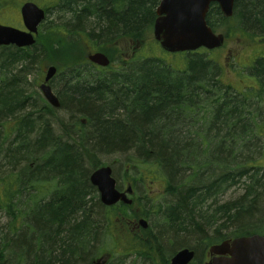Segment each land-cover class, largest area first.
<instances>
[{
    "label": "trees",
    "instance_id": "16d2710c",
    "mask_svg": "<svg viewBox=\"0 0 264 264\" xmlns=\"http://www.w3.org/2000/svg\"><path fill=\"white\" fill-rule=\"evenodd\" d=\"M52 1L49 14L58 17L49 24V49L41 41L0 47V264H91L100 238L112 258L138 254L157 264V250L164 260L191 242L195 251L250 235L244 229L264 214V57L242 69L253 85L236 89L206 51L178 54L183 69L163 56H136L161 0ZM235 13L232 29L234 17L213 4L208 24L264 42V0H236ZM120 40L136 55L116 64L107 46ZM89 47L111 66L91 65ZM45 60L66 78L57 86L59 108L44 106L36 87L28 93L32 70ZM58 112L68 120L57 121ZM102 156L124 158L139 181L164 183L159 197L170 201L159 208L161 230L143 238L128 226L131 207L101 203L90 176L105 166ZM240 185L241 196L217 204ZM154 195L140 199L145 216L155 208L146 210L148 202L159 201Z\"/></svg>",
    "mask_w": 264,
    "mask_h": 264
},
{
    "label": "water",
    "instance_id": "95a60500",
    "mask_svg": "<svg viewBox=\"0 0 264 264\" xmlns=\"http://www.w3.org/2000/svg\"><path fill=\"white\" fill-rule=\"evenodd\" d=\"M236 0H161L157 8V20L153 35L163 50L169 53L194 52L205 48L214 50L225 43L223 34H216L208 25L207 16L211 5H219L223 14L231 18L234 15ZM21 15L27 31L0 23V46H16L19 48L35 45V35L46 18L45 10L34 2H27L21 8ZM91 63L103 68L111 64L108 56L102 52L90 54ZM58 72L57 67L50 66L46 72L45 83L41 90L52 107L59 108L61 103L47 85ZM90 183L98 190L101 203L112 207L119 202L131 205L130 196L134 193L132 186L125 191L117 189L116 179L110 166H102L92 172ZM142 228L147 229L145 219L140 221ZM216 255L229 254L231 259H217L213 264H264V237L253 236L237 238L210 249ZM194 252L189 249L179 251L172 259V264H189L194 258Z\"/></svg>",
    "mask_w": 264,
    "mask_h": 264
},
{
    "label": "rangeland",
    "instance_id": "374dc122",
    "mask_svg": "<svg viewBox=\"0 0 264 264\" xmlns=\"http://www.w3.org/2000/svg\"><path fill=\"white\" fill-rule=\"evenodd\" d=\"M29 1H32V2L38 4L39 6H41L43 8H46L47 5H49V7H52V5H53L52 0H13V1L7 3L6 5H5V3L0 4V8H1L0 9V22L6 26L22 28L23 25H22V20H21L20 9H21V6L25 2H29ZM235 15H236V13H235ZM57 17H58L57 12L55 10H51V14H49V24H50V22L55 21V19ZM231 21H234L231 24V26H232V29H235V25H236L235 17ZM48 27H49V25L45 24L42 26V29L43 28L46 29ZM224 27H226V26H224ZM225 31H226V29H224L223 27L216 30L217 34L225 35V37H226L225 46L223 48L216 50V51L208 53L209 54L208 57H211L212 60L216 59L222 65L223 71H224L223 80L226 83L232 85L236 89H243V88L249 87V86L253 85V81H251L250 78L248 77L249 75H247V74H249V73H246V72H245L246 74L242 73V69H244V67L250 66L254 60H257L260 57H264V42H262V39H260V38H257V40H254L247 35L235 34V33H232L230 35V37H228L226 35ZM41 35L47 36V33H45V31H43V32H41ZM148 37H149L148 43L146 44V46L144 48H142L143 50L140 49V50H142L141 52H139L140 55H139V53H138V55H136V51L134 53V48L132 47V45L128 44V41L120 40V41L116 42L114 45H111V44L108 45L107 49L110 51L112 58L114 60H116V64H117L118 60H120L122 62L130 61L132 56H135V55L139 56V57L141 55H144L147 57L158 55V56H163L169 63L173 64L176 68H179V69L184 68L185 64H184V59L182 56L168 55V54L163 53V51L161 50V48L159 46V43H157L155 38H154L153 29H152V32H150L148 34ZM85 43L88 44V41H86ZM84 47L87 49L86 46H84ZM89 49H90V52H88V53L85 50V59L88 58V56L91 54V52L97 51L96 48L94 49L92 47H89ZM160 51L162 52V54ZM40 58H42V56ZM50 66H57V65L55 63H53L52 61L50 62L49 60H47V61L45 60V62L43 64L36 66L34 68V70H32V75H30V77H29L30 80L28 79V81L30 83V86L27 87L29 89V91H28L29 94H32V91L34 92V89H33L34 85L32 82H35V84L38 88V86H40V84L43 82V77L45 76V74H46V72ZM238 71H240V72H238ZM237 72L239 75H242V77H244V79L238 78V76L236 74ZM62 75L63 74H60V76H62ZM59 82H60V80H59ZM61 90H62V88L57 87V91L55 90L54 92L56 94H58V96H59V93L61 92ZM31 103L32 102H30L29 104H31ZM34 109H35V107L33 104H31L27 107L28 112L29 111L32 112V111H34ZM54 117H55V119H57V121H59L58 119H62V118H65V121L68 120V117H66L63 112H58V115H56ZM55 119H54V121L53 120L50 121V123H52V126H53L52 128L54 130L56 129L55 133H59L60 131L58 129L60 126L56 123L57 121ZM46 120L49 121V116H46ZM99 159L101 160V162L103 164L108 165L112 168L113 176H114V178H116L117 185L120 189H124L129 183L134 185V189H135V194L133 196L134 204L132 205L131 210L128 212L131 214V219H133V220H135L136 218H137V220L139 219L140 213L143 212V205L146 204L143 200H142V202H140V199L145 198V201H146V194L147 195L150 194V191L153 189V192L155 193V195L153 196V199L155 201L158 198L159 201L157 203H155L153 201L148 202L146 210L151 208L150 207L151 205H153L155 208L152 207L153 208L152 209L153 214L146 216L145 219H147L149 222L148 229L153 228V230H155L156 232L161 230V228L163 227L162 226V217L159 214L162 212V210H159V208L161 206H166L167 203L170 201V200L168 201L169 197L167 194H165V196H163V198L159 197V194L163 195V191L165 188L164 183L161 181L151 182L149 180L148 181H139L138 176L135 174V172L129 170L128 165L125 164L124 158H121L119 156H102V158H99ZM149 186H151V187H149ZM242 194H243L242 185L232 187L231 189H228V191L226 193H224L222 196H220L217 199V204L220 205V204L226 203L228 201H232V200L236 199L237 197L241 196ZM166 201H168V202H166ZM137 220H135V221H137ZM4 222L5 221L3 219L1 224H3ZM258 225L260 227H258ZM252 226H254V227L244 229V230H246L248 233H250V235H253L256 233L251 232V230L254 231V229L257 228V232L264 235V214L262 215V218L258 219L256 222L254 221ZM214 229H211V228L206 229V232H208L209 235H205V237H211L212 236L211 234L214 231ZM135 230H136V228H135ZM246 236H249V235H246ZM120 244H122V242ZM169 244L172 245L171 243H169ZM191 245H193V242H191V244L190 243L187 244L185 247H182L181 249H183V248L193 249L194 246H191ZM103 246H104L103 243L100 245V247L97 246V251L95 252V254L97 253L96 254L97 257L94 261H91V264H100L101 263L100 257L102 255V252L100 250H101V247H103ZM154 247H156V249H157L156 244H154ZM179 250L177 249L176 251H179ZM118 251H119V249H118ZM195 251H197L198 255H197L196 260L193 264H206L208 262V259L210 256V247L206 246L204 244H201V245L199 244ZM113 254H114V256L111 259L110 264H150L147 261L143 262L142 260H139V263H137L138 260L134 256L124 260L123 258L118 256V252L113 253ZM155 257L157 259V261H156L157 264H165L168 261H169V264H171V258L172 257L171 256L165 257L163 260L160 250H157L155 252ZM165 259H167V260H165Z\"/></svg>",
    "mask_w": 264,
    "mask_h": 264
},
{
    "label": "flooded vegetation",
    "instance_id": "af4514ba",
    "mask_svg": "<svg viewBox=\"0 0 264 264\" xmlns=\"http://www.w3.org/2000/svg\"><path fill=\"white\" fill-rule=\"evenodd\" d=\"M41 7V6H40ZM41 8H43V7H41ZM44 10H45V13H46V18L44 19V21L42 22V24H41V26L39 27V29H38V33L35 35V39H36V41L38 42V41H41V42H43V43H45L44 44V46H45V48L46 49H49V27L48 28H46V29H42V26L43 25H45V24H47V25H49V5H47L46 6V8H43ZM20 12H21V10H20ZM21 19H22V17H21ZM22 25H23V27L22 28H18V29H20V30H23V31H26V29H25V27H24V24H23V21H22ZM43 31H45V33H47V36L46 35H41V32H43ZM32 48V47H31ZM89 62V61H88ZM90 63V62H89ZM91 64V63H90ZM92 65V64H91ZM95 66V65H94ZM96 68H99V67H97V66H95ZM60 69L58 68V72H57V75H55L49 82H47V85L48 86H50L51 87V89L53 90V92L56 90L57 91V86H58V84L59 83H62L63 81H64V79H66V78H63V77H65V76H60ZM46 75V74H45ZM45 77V76H44ZM44 77H43V82L40 84V85H42L43 83H45L44 82ZM60 77V78H59ZM59 80H60V82H59ZM59 82V83H58ZM33 83V85H34V87H36V89H37V91L39 92V95L41 96V98H40V102L44 105V106H46L47 108H49V106H51L50 104H49V102L45 99V97H44V95H43V93H42V91L40 90V86H38V88H37V86H36V84H35V82H32ZM55 93V92H54ZM55 95L57 96V98L59 99V101H60V103H61V98L58 96V94H56L55 93ZM52 107V106H51ZM46 111V110H45ZM48 111V110H47ZM48 115H49V113H47ZM83 123L85 124V121H83ZM128 215H129V217H128V219H127V223H128V226H129V228L133 231V232H136L137 233V235H141V236H143V238H144V232L143 231H145V230H148V229H143L139 224V221L142 219V217L143 218H145L146 216L145 215H143L142 213H140V215H139V219L137 220V218L135 219V220H137V221H135V220H133V219H131V214L130 213H128ZM135 228H136V230H135ZM263 236V235H262ZM244 237H250V236H244ZM146 239V238H145ZM100 242H101V238H100V240H99V244H98V247H100ZM138 254H136V255H134V254H130V255H128L127 257H124L123 259L124 260H126V259H128V258H130V257H135L137 260H138V262L137 263H139V260H140V257H138L137 256ZM101 256H106L105 258H104V260L100 263V264H110V258H111V256L109 255V254H107L106 252H102V255ZM175 256V254L172 256V258ZM171 258V259H172ZM215 258H216V256L213 254V253H210V256H209V259H208V262L206 263V264H213V262H214V260H215ZM194 261L192 260L189 264H193L194 262H195V260H196V253L194 254ZM216 259H231V256L229 255V254H226V255H223V256H219L218 258H216ZM143 261V260H142Z\"/></svg>",
    "mask_w": 264,
    "mask_h": 264
}]
</instances>
